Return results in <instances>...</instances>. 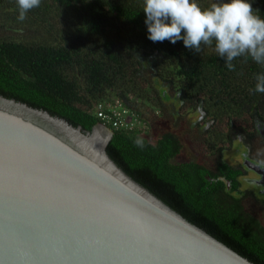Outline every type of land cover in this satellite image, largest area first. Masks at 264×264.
Instances as JSON below:
<instances>
[{
    "label": "trees",
    "instance_id": "1",
    "mask_svg": "<svg viewBox=\"0 0 264 264\" xmlns=\"http://www.w3.org/2000/svg\"><path fill=\"white\" fill-rule=\"evenodd\" d=\"M210 1L197 0L203 8L210 7ZM142 6L143 0H41L20 21L16 0H0L4 26L37 25V36L0 35V94L87 130L101 121L96 106L115 100L138 117L146 108L163 110L173 101L177 108H191L188 112L199 115L203 108L212 120L224 114L229 121L233 116L237 120L238 108H247L243 115L264 119V93L254 90L264 65L242 56L229 70L211 47L196 54L182 41L153 43L146 37ZM252 7L264 17V0H252ZM112 131L106 150L126 173L166 204L174 205L177 197L183 214L200 217L218 239L263 264L262 236L241 226L238 215L224 204L226 198L208 189L207 181H191V174L200 180L205 170L169 162L177 151L176 136L163 132L151 141L137 129ZM223 138H230L228 131L216 129L207 133L205 142L212 150Z\"/></svg>",
    "mask_w": 264,
    "mask_h": 264
},
{
    "label": "water",
    "instance_id": "2",
    "mask_svg": "<svg viewBox=\"0 0 264 264\" xmlns=\"http://www.w3.org/2000/svg\"><path fill=\"white\" fill-rule=\"evenodd\" d=\"M112 134L0 94V264H255L126 173Z\"/></svg>",
    "mask_w": 264,
    "mask_h": 264
},
{
    "label": "clouds",
    "instance_id": "3",
    "mask_svg": "<svg viewBox=\"0 0 264 264\" xmlns=\"http://www.w3.org/2000/svg\"><path fill=\"white\" fill-rule=\"evenodd\" d=\"M16 5L18 19L23 21L30 10L41 5V0H16ZM142 12L146 37L153 43L166 40L175 45L182 41L196 54L204 46L211 47L229 70L235 67L232 62L242 56L264 65V17L253 9L252 0H214L207 8L197 0H143ZM254 90L264 93V73L257 74ZM142 119L147 130L141 133L147 134L148 121ZM135 143L143 146L139 139Z\"/></svg>",
    "mask_w": 264,
    "mask_h": 264
},
{
    "label": "flooded vegetation",
    "instance_id": "4",
    "mask_svg": "<svg viewBox=\"0 0 264 264\" xmlns=\"http://www.w3.org/2000/svg\"><path fill=\"white\" fill-rule=\"evenodd\" d=\"M202 110L200 115L198 114L200 118L199 125L205 126L207 130L202 128V126L199 129L201 136L203 135L202 146L204 149V152L201 153L202 159L200 162H198L197 157L186 156L180 151V139L172 132V135L176 136L177 139V151L168 160L175 165L190 163L198 167V170L201 172L205 170L202 172L203 176L200 177V180L191 174V181L197 185L200 184L201 178L207 181L208 189L213 190L221 198H226L224 204L230 213L234 216L238 215L240 225L246 227V229L248 227L249 233H256L262 236L261 238L264 241V147H261L263 150L259 147L256 148L258 142L264 141V119L255 116L252 122L253 129L248 131L249 129H246L241 124L233 126L231 118L228 122V127H230V130L235 128V131H232L231 137L227 138L228 142H226V145L223 146V142L225 141V138H223L224 141L216 144L211 150L206 145L205 137L213 120L209 119L210 115L203 108ZM228 133L230 134L229 131ZM229 147L231 148L229 149ZM223 152L227 153L226 157L225 155L223 156ZM207 157L214 161L213 165L210 166L202 162ZM185 179L184 177V181ZM174 199H177L174 205L171 206L168 203L167 205L179 212L190 222L214 236L200 223V217H196L195 219L192 215H188V213H185L186 215L183 214L181 210H183L184 205L183 207L181 206L182 204L177 197H174ZM228 236L230 238L233 237L232 234ZM218 240L228 245L223 240Z\"/></svg>",
    "mask_w": 264,
    "mask_h": 264
},
{
    "label": "rangeland",
    "instance_id": "5",
    "mask_svg": "<svg viewBox=\"0 0 264 264\" xmlns=\"http://www.w3.org/2000/svg\"><path fill=\"white\" fill-rule=\"evenodd\" d=\"M211 1L214 2V0ZM30 27L32 28H29L28 25H17L16 27L4 26L2 21L0 20V35L3 37L8 36L19 38L37 36V33L34 30V28H37V25H31ZM162 109L163 110H160V108H146L143 113V118L149 121L148 123L150 125L149 133H147V136L149 135V139L151 141H155L161 133L170 131L177 135V137L180 139V151L186 156L191 155L192 157H197L198 162H200V160L202 159L201 153L204 152V149L202 146L203 135L201 136L199 129L201 128V126L206 130L207 128H205V126L201 124L199 125L200 118L199 115L196 114L197 112L193 113L195 112L194 110L192 112H188V110H190L191 108H177V105H175L173 101L167 102ZM214 109L217 110V108ZM223 109L226 110V108ZM231 109L235 108H229L228 110ZM246 109L247 108H238V110H235L236 114H238L237 120L233 116V122H231L233 126L241 124L245 126L246 129H249L248 131H251L253 129L251 119L253 120V118L250 115H243ZM129 110L130 112L132 111L131 109ZM130 119L133 120L134 117H131ZM139 119L143 120L142 117H139ZM209 119L212 121L211 118ZM228 122L229 120L226 114L216 116L214 117L213 123L210 125V128L206 133L213 134L216 129H219V131H229L231 137V135L233 134L232 131H235V128L230 130V127H228ZM226 142H228L227 139L223 142V146L226 145ZM254 144L256 145L255 142ZM257 147L263 150L261 147H264V141L258 142V146L256 145V148ZM230 148L231 147H229V149ZM224 155L226 157L227 153L223 152V156ZM202 162L210 166L214 163V161L209 157L205 158Z\"/></svg>",
    "mask_w": 264,
    "mask_h": 264
},
{
    "label": "built area",
    "instance_id": "6",
    "mask_svg": "<svg viewBox=\"0 0 264 264\" xmlns=\"http://www.w3.org/2000/svg\"><path fill=\"white\" fill-rule=\"evenodd\" d=\"M96 114L103 123L111 125L114 129L134 130L138 133L145 132L146 123L124 106L121 100L114 102L104 101L96 106ZM134 117L133 120L130 118Z\"/></svg>",
    "mask_w": 264,
    "mask_h": 264
}]
</instances>
